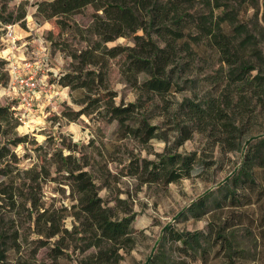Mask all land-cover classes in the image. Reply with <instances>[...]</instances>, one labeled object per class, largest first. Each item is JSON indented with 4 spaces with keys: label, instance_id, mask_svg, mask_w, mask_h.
<instances>
[{
    "label": "rangeland",
    "instance_id": "obj_1",
    "mask_svg": "<svg viewBox=\"0 0 264 264\" xmlns=\"http://www.w3.org/2000/svg\"><path fill=\"white\" fill-rule=\"evenodd\" d=\"M39 1L41 0H0V9L3 10L1 18H6L8 13L15 16L20 8L24 10L21 21L10 23L16 24V33L23 34L29 20L33 30L26 39L31 40L37 34L43 39L47 36L52 41L51 47L47 43V65L62 72L71 71L74 65L71 54L86 45L71 27L87 28L94 10L87 6L80 12L46 20L36 14ZM248 1L250 4L246 15L251 20L257 45L264 55L262 0ZM137 34H142V31L139 30ZM104 45L133 46L134 42L132 36H121ZM124 59V55L108 59L106 80L99 87H94L93 92L82 93L79 89L72 90L68 86L63 89L62 98L59 95L53 98V105L45 98H39L29 113L28 123L13 127V121L9 120L4 125L7 134L5 137L0 135V141L25 134L27 138L10 150L5 168L8 174L0 173V196L4 198L0 200V228L8 234L2 246V253L6 257L1 259L0 256V264H76L80 258L93 251V248L81 251L79 242L73 239L75 235H71L68 247L54 257L50 251L54 238L47 239L36 233L30 216L35 209L45 210L47 214H66L60 226L69 231L74 224L79 223L71 214V206L77 202L78 197L76 183L66 170V166L77 164L81 170L89 173L102 204L110 207L115 217L132 216L131 241L124 249L119 250V264H145L148 257H153L160 248L161 258L163 256L170 264H203L204 258L211 259L214 254L215 257L218 256L215 249L206 253L207 255L195 254L191 249L186 251L179 242L170 241L168 236L164 240L163 229L206 230L212 221L215 224L226 221L236 227L235 245L244 250L245 258L241 261L247 264H264V226H258L254 219L256 215L252 217L253 210L259 211V208L255 206L243 211L240 208L220 206L219 193L215 192L217 185L242 165L248 146L246 141L251 137L264 138V105L257 99L249 98V111L246 114L232 115V135L227 137L228 141L226 131L217 125L214 129L208 127L204 131H195L191 138L178 145L176 123L185 120L178 110L179 103L185 97L198 100L216 94L220 98L217 91L223 83L224 79L221 77L225 69L220 68L212 55L206 59L207 62L198 58L190 60L191 64L182 77L185 81L179 79L177 90L151 95L138 89L133 81L122 74L120 68ZM178 60L187 63L189 58L181 53ZM47 76V82L50 83L49 73ZM143 77L139 75L138 80ZM95 93H99L98 105L101 107L90 114L70 119L72 111H77L82 106L76 99L80 100L85 94L90 98L97 96ZM113 94L115 105L138 103L140 107L136 116L140 118L144 115L148 124L154 127L153 138L146 142L132 136L120 138L118 122L104 115V102L107 96ZM6 100L7 97L0 92V104H4ZM250 142L254 143L256 139ZM59 150L63 156L71 155L69 164L61 163ZM190 151H196L203 163L196 164L189 177L168 184L143 183L133 174L135 166L140 168L145 160H156L160 153ZM26 170L28 174L24 173ZM257 171L263 174L264 168ZM25 174L28 179H25ZM31 175L37 176V179H30ZM12 180H16L15 184L18 185L15 186H19L17 189L11 184ZM1 190L12 191L10 193L16 204H10L8 193ZM21 190L28 192V197L33 196L36 206L29 200L26 204L18 194ZM207 190L215 193L204 208V214L198 217L190 212L182 214ZM20 202H24V210L18 209ZM13 230H18L19 233L16 243L13 241ZM212 259L208 264H216L217 260Z\"/></svg>",
    "mask_w": 264,
    "mask_h": 264
},
{
    "label": "trees",
    "instance_id": "obj_2",
    "mask_svg": "<svg viewBox=\"0 0 264 264\" xmlns=\"http://www.w3.org/2000/svg\"><path fill=\"white\" fill-rule=\"evenodd\" d=\"M249 4L248 0H41L37 2L36 14L46 20L80 12L87 6L94 10L87 28L71 27L86 43L85 47L71 54L74 60L72 70L51 71L50 81L55 84L56 89L70 86L72 90L79 89L82 93L93 92L94 87H99L106 80L108 59L124 55L125 59L120 68L122 74L143 92L162 95L177 90L179 79L185 76L186 69L191 64L190 60L198 58L207 62L206 59L212 55L220 68L225 69L221 77L224 79L223 83L217 91L220 98H217L216 94L198 100L185 97L179 103L178 110L185 119L183 121L187 123H176L179 133L177 144L181 145L191 138L195 131H204L208 127L214 129L217 125L226 131L228 141L227 137L232 135V115L246 114L249 111V98L257 99L264 105V55L257 45L258 40L251 27V20L246 15ZM262 6L264 24V0ZM2 11L0 9V50L5 26L21 21L24 16V10L20 8L15 16L8 13L6 18L2 19ZM139 30L142 34H137ZM121 36H132L134 45H104ZM45 39L51 47L52 41L47 36ZM181 53L188 56L187 63L179 62ZM139 75L144 76L140 81ZM8 81L7 64L0 54V90ZM184 81L182 78V82ZM114 95L107 96L103 106L104 115L118 122L120 138L132 136L142 142L153 138L154 127L148 124L144 115L140 118L136 116L140 107L138 103L115 105ZM99 100L98 95L90 98L86 94L80 100L76 99L82 106L79 110L72 111L70 119L92 113L101 107L98 105ZM15 103L16 100L12 99L0 104V135L3 137L7 134L4 125L9 120L13 121V127L20 124L13 107ZM26 138L25 134L0 141L2 175L8 174L5 168L10 150L26 141ZM255 139L256 142H250ZM247 143L242 165L224 178L217 185L215 192L219 193L220 206L240 208L243 211L257 206L259 211L254 209L252 217L256 215L254 219L258 226L262 227L264 173L259 174L257 169L264 168V138L254 137ZM59 158L61 163L67 165L71 155L63 156L59 150ZM198 163H203V159L196 151L160 153L156 160H145L140 168L135 166L133 174L143 183L168 184L189 177ZM66 170L76 183L78 197L77 202L71 206V214L79 223L74 224L73 229L69 231L60 226L66 214H47L45 210L35 209L30 216L36 233L47 239L54 238L50 249L54 257L64 252L63 248L69 245V237L75 235L73 239L79 242L81 251L93 248L92 252L80 258L76 264H119V250L124 249L131 241L132 216L115 217L112 209L102 204L89 173L81 170L78 164L72 167L68 165ZM24 173L28 174V170ZM25 179H28V175ZM30 179L36 180L37 176L31 175ZM15 182L16 180H12L11 184L17 189L19 186H15L18 185ZM207 191L182 214L190 212L194 217L204 214V208L215 193ZM6 192L10 198L9 203L15 205L16 200L10 193L12 191ZM18 194L26 204L28 200L35 204L33 196L28 197V192L21 190ZM3 199L0 196V200ZM18 207L19 210H24V202H20ZM25 209L28 216V206ZM236 230L229 222L220 221L215 224L212 221L206 230L177 231L165 227L162 238L165 240L168 236L170 241L179 242L186 251L191 249L195 254L207 255L215 249L218 256L215 257L214 254L211 259L217 260L216 264H247L241 261L245 258L244 250L235 245ZM7 235V231L0 228L1 259L6 257V254L2 253V246ZM13 235V241L16 243L19 239L18 230H13ZM160 251L153 257L150 256L145 264H170L163 256L161 258ZM211 259L206 257L202 263L208 264ZM236 259L240 261L237 262Z\"/></svg>",
    "mask_w": 264,
    "mask_h": 264
},
{
    "label": "built area",
    "instance_id": "obj_3",
    "mask_svg": "<svg viewBox=\"0 0 264 264\" xmlns=\"http://www.w3.org/2000/svg\"><path fill=\"white\" fill-rule=\"evenodd\" d=\"M15 25L7 24L2 37L0 54L6 61L9 81L0 91L9 95L7 96L8 100H16L13 107L16 110L18 121L20 124H24L28 122L29 113L34 109L39 98H45L53 105V98L58 95L61 89H56L54 83L47 82V74L49 73L50 76V72L55 69L47 65L49 62L47 58L48 42L40 35H37L38 47L31 52L30 56L21 61L16 60L15 50L19 46L20 39L15 34Z\"/></svg>",
    "mask_w": 264,
    "mask_h": 264
},
{
    "label": "crops",
    "instance_id": "obj_4",
    "mask_svg": "<svg viewBox=\"0 0 264 264\" xmlns=\"http://www.w3.org/2000/svg\"><path fill=\"white\" fill-rule=\"evenodd\" d=\"M23 30H24V33L20 34V33H16V31L14 29L15 34L20 39L19 46L15 50V58L17 61H21L23 58L30 56L31 52L37 48L36 44H38L37 34L31 40L26 39L28 36L31 35V31L33 30V26L30 25L29 20L26 22L25 28ZM36 30H38V28ZM63 89H66V88H63ZM63 89H61L58 93L59 97H61V98H62L61 93H62ZM0 92L2 95L6 96V97L9 96L6 93L3 94V91H0ZM61 98H59V99H61ZM26 123H28V122H26Z\"/></svg>",
    "mask_w": 264,
    "mask_h": 264
},
{
    "label": "water",
    "instance_id": "obj_5",
    "mask_svg": "<svg viewBox=\"0 0 264 264\" xmlns=\"http://www.w3.org/2000/svg\"><path fill=\"white\" fill-rule=\"evenodd\" d=\"M253 138H254V137H251L250 139H253ZM250 139H249V140H250ZM247 141H248V140H247ZM247 141H246V143H247ZM149 259H150V256L148 257L147 261H148Z\"/></svg>",
    "mask_w": 264,
    "mask_h": 264
}]
</instances>
